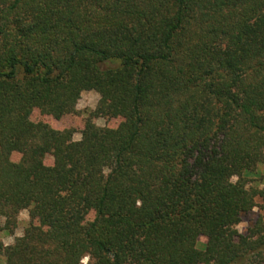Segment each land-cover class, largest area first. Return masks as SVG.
Masks as SVG:
<instances>
[{"label":"trees","instance_id":"1","mask_svg":"<svg viewBox=\"0 0 264 264\" xmlns=\"http://www.w3.org/2000/svg\"><path fill=\"white\" fill-rule=\"evenodd\" d=\"M84 91L81 140L31 120ZM261 166L264 0H0V218L48 229L2 264H264Z\"/></svg>","mask_w":264,"mask_h":264},{"label":"rangeland","instance_id":"2","mask_svg":"<svg viewBox=\"0 0 264 264\" xmlns=\"http://www.w3.org/2000/svg\"><path fill=\"white\" fill-rule=\"evenodd\" d=\"M101 95L96 91H84L81 95V99L78 101L76 106V112L64 116L63 118L57 120L50 115L42 114L38 109H35L32 113L31 120L33 122H42L48 124L51 128L55 130H72L74 132L73 139L79 141L82 138V131L85 128L86 121L90 118L91 113L95 111L100 105L104 104ZM93 122L102 128H117L122 122L121 118H94ZM21 159V155L18 153H13L11 160L17 162ZM47 166H53L54 158L51 155H47L44 160ZM260 172L264 173V166L259 168ZM233 183L237 182V178H233ZM260 178L257 176H251V181L247 188L242 192L245 197H250L252 195V190L257 188L259 185ZM260 189L262 185H259ZM258 207H256L252 212L246 214L242 218V222L235 228L237 234H246L248 229L251 228L260 216L264 217V209L261 208L262 201L257 199ZM94 213H91L88 220H93ZM35 228L42 232H47L48 229L39 223L38 221H31L29 211L23 210L19 213L15 223H11L6 220V218H0V238L4 246L12 245L18 237H22L28 228ZM207 240L204 237L199 239V248L203 249ZM4 256H0V264L4 262ZM88 259L83 261V264H87Z\"/></svg>","mask_w":264,"mask_h":264}]
</instances>
